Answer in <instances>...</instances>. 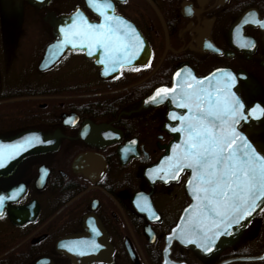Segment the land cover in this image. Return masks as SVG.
<instances>
[{
    "label": "flooded vegetation",
    "instance_id": "obj_1",
    "mask_svg": "<svg viewBox=\"0 0 264 264\" xmlns=\"http://www.w3.org/2000/svg\"><path fill=\"white\" fill-rule=\"evenodd\" d=\"M108 2L143 44L105 73L102 48L63 44L74 22L55 27L77 11L101 23L89 0H0V264H264L229 261L264 254L261 209L211 252L169 244L190 172L153 171L180 125L146 102L230 73L247 109L236 131L264 152V0Z\"/></svg>",
    "mask_w": 264,
    "mask_h": 264
},
{
    "label": "snow or ice",
    "instance_id": "obj_2",
    "mask_svg": "<svg viewBox=\"0 0 264 264\" xmlns=\"http://www.w3.org/2000/svg\"><path fill=\"white\" fill-rule=\"evenodd\" d=\"M89 3L95 6L103 21L99 24H90L84 19L79 24L74 22L65 32L63 44H71L73 48H102L100 63L105 65V73L115 72L131 63L143 41L125 20L106 14L112 8L108 0H89ZM257 23L264 28V21ZM224 75L223 87L218 83L211 91L204 87V81H196L195 85L181 82L179 93L160 88L151 97L155 102L157 97L163 99L171 93L175 101L178 95L177 107L188 110L187 115L170 114L181 125L171 130L182 132L185 138L173 146L174 157L168 158L167 168L159 171L176 178L179 171L191 169L192 179L188 183L196 203L191 206L181 235L189 242H195L193 237L200 240L202 243L198 246L205 251H211L209 245L218 236L227 234L233 224L250 217L257 208L264 211V155L235 130V124L244 116L243 105L227 91L233 77L230 73ZM0 167H3L2 161Z\"/></svg>",
    "mask_w": 264,
    "mask_h": 264
},
{
    "label": "water",
    "instance_id": "obj_3",
    "mask_svg": "<svg viewBox=\"0 0 264 264\" xmlns=\"http://www.w3.org/2000/svg\"><path fill=\"white\" fill-rule=\"evenodd\" d=\"M75 15H72L70 18H63V19H59L58 21H56V25L55 27L57 28V25L60 23H64V22H71V20L74 19ZM60 38V37H59ZM58 40L54 43V46L57 45L58 42H60L61 40ZM66 47H72V45H65ZM44 64H47L48 61L44 60L43 62ZM197 79V78H195ZM196 81H202V80H193V85H195ZM204 81V87L205 88H210L213 83H214V88L217 86V84L219 83V85H221L223 87L225 81H226V76H221L219 74H217V72H213L209 78H206ZM210 81H212L211 84H207ZM174 91L176 93H179V90L174 89ZM228 92H230L231 94H234L241 102V104L243 105V109L241 110L244 114V116L247 115V109L245 108V105L239 95V90L237 88V86L235 84H231L230 88H228L227 90ZM156 92H154L147 100L146 102H152L154 104H169L170 105V109H169V117L171 113H175L177 115H186V108H180L177 107V103L179 102V96L177 95L176 100L174 102L171 101V93L166 97L161 99L160 97H157L156 101L153 102L151 97H153L155 95ZM244 116L242 119H239V123H241L244 120ZM236 126L237 123L235 124V130H236ZM238 133H240V135L244 136L245 139L248 140V142L250 144L253 145L254 148H256L258 150V152L261 155H264V152L257 147V145L255 143H253L250 138L248 137V135L244 132H242L241 130L238 131ZM183 134V133H182ZM184 134L183 136H179V138L177 137L176 139H174L169 146L167 147V151L166 153H164V155L160 158V160L157 162V164L153 165L152 169L154 172H156L157 176L159 179L161 180H171V179H166V178H170V176H165L163 172L159 171L161 168H167L168 164H169V159L170 157H174L175 152H174V145H179L182 143V141L184 140ZM188 169V168H187ZM191 171V169H189ZM182 171V170H181ZM191 176H192V172H191ZM192 179V178H191ZM186 189H188L189 191V196L191 198V202L186 206V208L182 211L180 218L177 222V224L174 226V228L172 229L171 234L168 236V240H169V244H171V242L173 240H177L178 242L182 243V244H186L187 247H191L193 250H195L198 253H207L210 251H205L203 247L198 246L200 243H202L200 240H197L196 238H192L193 240H195V242H189V239L186 237H183L181 235L182 229L185 227V225L187 224L188 221V217L191 214L192 208L191 206L194 205L196 203V201L193 199L192 196V189L189 186V183L186 185ZM260 208H257V210L255 212H253V214L250 217H246L244 220L240 221L239 224H233L230 228L227 229V234H222L220 236H218L213 243H211L209 246L211 248V251H213L214 249H217L220 245L225 244L230 238H232L233 236L237 235L246 225L247 221L259 210ZM224 229H221V232H223ZM258 258H264V254ZM254 259L252 257L250 258H238L236 260H251ZM164 264H184V263H175L173 261L169 260H165Z\"/></svg>",
    "mask_w": 264,
    "mask_h": 264
}]
</instances>
